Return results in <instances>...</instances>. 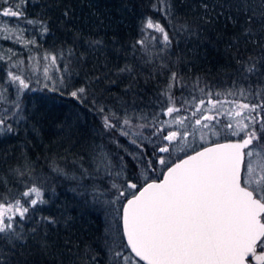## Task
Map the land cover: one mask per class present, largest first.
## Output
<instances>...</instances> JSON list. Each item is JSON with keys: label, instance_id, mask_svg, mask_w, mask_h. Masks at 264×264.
<instances>
[{"label": "snow or ice", "instance_id": "obj_1", "mask_svg": "<svg viewBox=\"0 0 264 264\" xmlns=\"http://www.w3.org/2000/svg\"><path fill=\"white\" fill-rule=\"evenodd\" d=\"M3 3L8 6L0 9V16L22 18L28 24L34 23L26 19L22 10L27 0H13L10 4L9 0H3ZM160 4V10L171 15L172 6L168 0H160ZM198 6L205 14L200 18L206 17L207 23L212 22V12L217 5L200 0ZM234 7L245 17L247 27L243 31L244 38L264 49V0H257L256 4H250L249 0H237ZM63 14L66 17L69 15L67 10ZM217 15H223V12ZM254 27L259 29L258 38ZM147 29L162 34L161 51L171 47L168 32L151 17L145 18L141 29L143 35L136 41L137 45L143 46L149 39L145 32ZM182 29L186 30V27L182 26ZM17 30L21 35L26 31L19 26ZM47 30L45 27L44 31ZM156 39L151 36L152 41ZM90 43L98 45L101 42ZM67 55L71 57L75 53L69 50ZM64 58L63 52L58 55L48 53L43 57L50 62L43 67L44 79L53 81L52 87L47 83L43 87L61 95L71 75L70 60L62 69L57 63ZM238 63V71L246 80L250 76H264V54L250 56L247 61ZM22 64L23 61L13 64L11 67L16 70L7 71L3 82L16 85L17 99L11 103L17 110L20 109L19 93L24 89L35 90L23 77ZM51 68L65 75L54 80L50 75ZM119 71L130 72L131 69L125 66ZM37 83L41 81L37 79ZM173 89H180L179 98ZM7 91L4 88V92ZM68 94L81 103L87 102L85 87L75 88ZM160 96L164 99L159 103L165 106L150 118L135 109H106L95 99L92 100L105 132H118L135 145L141 153L134 156L138 162L146 146L151 145L149 155L152 158L148 159L144 174L133 176L126 173L123 164H114L110 153L102 145H97L88 153L90 169L84 168L83 163L79 164V176L70 174L59 165L52 167L53 172L65 179L76 180L80 187L84 186V180H92L93 203L103 202L113 206V211L122 222V234L119 229L113 230L109 223L102 249L94 250L87 244L81 248L66 239L61 250L69 253L71 264H104L100 258L101 251L106 255L107 264H140L141 261L146 264H264V84L257 83L255 88L252 84L247 88H236L234 81L233 88L213 91L212 87L206 83L202 85L196 78L189 89L178 73L171 72ZM227 97L237 99L229 100ZM241 97L243 100L239 99ZM0 100H7V97L0 93ZM225 104L232 107L223 109ZM8 113L9 109L4 108L0 126L6 125V130L11 132V124L6 122L16 116V111L11 112V117ZM161 114L171 117V120H160ZM3 131L5 128L0 127V132ZM232 137L237 139L233 141ZM220 138L229 142L219 143ZM114 142L120 146L118 141ZM205 143L210 146L203 147ZM197 145H200L199 150ZM83 158L81 155L80 161ZM120 160L123 161V157ZM73 164H77L76 159ZM158 167L162 179L156 180L147 175L148 172L157 173ZM12 171L23 176L28 168ZM104 179L109 181L107 190L112 193L111 199L102 200L105 192L95 183ZM0 183L6 186L7 182ZM20 195L28 206L17 199L7 211H0V264H30L28 256L31 253L24 251L28 248V239L14 226V218L8 212L14 210L22 221L30 208L48 202L44 199L41 186L29 187ZM0 208H3L2 204ZM42 219L49 225L57 223L51 216ZM36 232L35 227L31 229L33 239ZM36 243L40 252H50L52 245L47 240V233ZM128 249L137 260H133Z\"/></svg>", "mask_w": 264, "mask_h": 264}, {"label": "trees", "instance_id": "obj_2", "mask_svg": "<svg viewBox=\"0 0 264 264\" xmlns=\"http://www.w3.org/2000/svg\"><path fill=\"white\" fill-rule=\"evenodd\" d=\"M199 2L168 0L171 15L160 10V0H27L23 6L26 19L39 23L33 32L32 52L40 56L63 52L65 58L57 63L62 69L70 60L71 72L67 87L62 88L63 95L44 88L42 81L38 84L30 73L28 83L35 90L21 91L20 109H15L9 100L5 105L0 104V115L4 108L9 109L10 117L11 112L16 111V116L6 122L13 131H7L6 125L0 126L5 128L0 132V181L7 182L6 186L0 183V204L9 207L17 199L25 202L20 194L32 186H41L44 199L48 201L30 208L22 221L18 214L13 217L14 226L28 239V248L24 251L31 253L30 264H71L69 253L61 250L66 239L81 248L87 244L94 250L102 249L109 223L122 234L121 220L113 206L93 203L92 180H84V186L80 187L76 180L65 179L52 171L53 166L59 165L79 176V164L90 169L88 153L97 145L110 153L114 164L128 162L130 169L133 167L128 174L137 171L125 152L131 147L128 139L118 132H105L93 99L106 109H135L150 118L165 106L159 103L164 99L160 92L171 72L178 73L189 89L196 78L213 91L233 88L234 81L236 88L264 84V76H250L246 80L238 71V61H247L250 56L260 57L264 49L244 38L247 25L244 15L234 7L237 0H207L210 5H217L210 23L206 22V17L200 18L205 14ZM249 3L256 4L257 0H249ZM221 4L223 8L219 7ZM65 10L69 13L67 17L63 14ZM221 12L223 15L218 16ZM147 17L159 22L168 32L172 41L170 48L161 51L163 36L153 29L145 30L149 39L143 46L136 44L142 38L141 29ZM254 31L258 38L259 29L254 27ZM151 36L157 39L152 41ZM91 41L101 43L91 44ZM69 50L75 55L68 57ZM125 66L131 71L120 72ZM58 73L59 77L65 75L62 71ZM78 87L87 89V102L81 103L68 94ZM173 91L179 98L180 89ZM16 99L11 97L13 101ZM81 155L84 156L82 161ZM74 159L77 160L75 165ZM25 168L28 171L23 176L12 171ZM95 183L104 190V200L111 199L112 193L107 190L109 181ZM49 216L56 219L55 225L43 221V217ZM34 227L37 229L35 239L31 233ZM45 233L52 245L48 253L40 252L36 243ZM100 258L107 264L103 251Z\"/></svg>", "mask_w": 264, "mask_h": 264}, {"label": "rangeland", "instance_id": "obj_3", "mask_svg": "<svg viewBox=\"0 0 264 264\" xmlns=\"http://www.w3.org/2000/svg\"><path fill=\"white\" fill-rule=\"evenodd\" d=\"M12 2L13 0H9V4ZM7 6L8 4H5L3 3V0H0V9L7 7ZM38 24L39 23H36V22H34L33 24H28L24 22L22 18L0 16V57H3V59L0 60V93H3V95L7 97V100H0L1 105H5L8 102V100L13 101L11 100V97L12 98L17 97L16 85L4 84L3 82L6 79L7 71L9 70L15 71L16 69L12 68L11 66L13 64L18 63L19 61H23V64H22V68L24 70L23 77L27 78L26 82H28V76H30L29 74L31 73V75L36 80L39 79L40 81H42L41 83L42 85L44 83H47L49 87L53 86V81L44 79L43 67L44 65L50 63L49 61H46L43 59V57L46 54H43L40 56V54L36 55L32 52L34 51V46H35V43L33 40L34 38L33 32L36 31L35 28H37ZM17 26H19L20 29H26V31H24L23 34L21 35L20 31L17 30ZM5 37H8V38H5ZM28 40L33 41V43L31 44L26 43V41ZM9 49H11V51H9ZM25 58H28V59L26 60ZM33 69H35V71H33ZM58 74L59 73L56 71L55 68L50 69V75L53 76L54 80L59 78ZM4 88H7L8 91L4 92ZM20 94L21 92L19 93V95ZM222 99H224V97H222ZM229 100H232V99H229ZM231 107H232L231 105L225 104L223 106V109H227ZM160 120H171V117L163 115V117ZM212 139L216 140V137H213ZM230 139L236 140L237 138L232 137ZM227 140L228 139L220 138L218 142L227 141ZM130 145L131 147L128 146V148L125 149V152H126V155L130 156L134 164L137 166V171H138V172L135 171V172H130V173H132L131 175L133 176L144 174V169L147 166V161L148 159L152 158L149 155L151 153L150 149L152 150V146L151 145L146 146L144 150V154H142L141 161L138 162L137 159H134V156L141 155L140 150L137 149L135 145H132V144ZM205 145H209V144L205 143L202 146H205ZM196 147L197 149H199L200 145H197ZM130 153L132 155H130ZM121 164H123L126 170V173L129 172V170L133 169V167L132 169H130L129 164L126 161H124L123 163L121 162L120 164H116V165L119 166ZM159 171L160 169L158 167L157 173L148 172L147 175L151 176L153 179H157V177H160ZM102 200H104V198ZM24 206H28L26 201L24 202ZM4 211H7V209ZM8 215L14 217L16 213L13 210V211H10ZM128 253L131 255L129 251ZM133 260L135 261L136 259L133 257ZM140 264L142 263L140 262Z\"/></svg>", "mask_w": 264, "mask_h": 264}, {"label": "water", "instance_id": "obj_4", "mask_svg": "<svg viewBox=\"0 0 264 264\" xmlns=\"http://www.w3.org/2000/svg\"><path fill=\"white\" fill-rule=\"evenodd\" d=\"M234 141V140H233ZM227 142H229V140H227V141H221V142H219V143H227ZM207 146H210V145H206V146H204V147H207ZM190 154H192V153H190ZM178 162V161H177ZM163 177L161 176L159 179H162ZM159 179H157V180H159ZM8 207H6V206H3V208H0V211H4V210H6ZM121 230H122V222H121ZM128 251L130 252V249H128ZM131 253V252H130ZM131 255L137 260L138 258H136L135 256H134V254H132L131 253ZM141 263L142 264H146V262H142L141 261Z\"/></svg>", "mask_w": 264, "mask_h": 264}, {"label": "flooded vegetation", "instance_id": "obj_5", "mask_svg": "<svg viewBox=\"0 0 264 264\" xmlns=\"http://www.w3.org/2000/svg\"><path fill=\"white\" fill-rule=\"evenodd\" d=\"M159 179V177H157Z\"/></svg>", "mask_w": 264, "mask_h": 264}]
</instances>
